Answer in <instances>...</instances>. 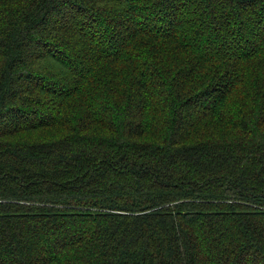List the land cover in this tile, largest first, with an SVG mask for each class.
<instances>
[{
    "label": "trees",
    "instance_id": "trees-1",
    "mask_svg": "<svg viewBox=\"0 0 264 264\" xmlns=\"http://www.w3.org/2000/svg\"><path fill=\"white\" fill-rule=\"evenodd\" d=\"M0 264H264V0H0Z\"/></svg>",
    "mask_w": 264,
    "mask_h": 264
}]
</instances>
